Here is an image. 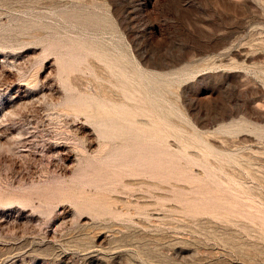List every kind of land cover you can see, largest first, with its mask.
I'll return each mask as SVG.
<instances>
[{"label":"rangeland","instance_id":"rangeland-1","mask_svg":"<svg viewBox=\"0 0 264 264\" xmlns=\"http://www.w3.org/2000/svg\"><path fill=\"white\" fill-rule=\"evenodd\" d=\"M0 264H264V0H0Z\"/></svg>","mask_w":264,"mask_h":264}]
</instances>
